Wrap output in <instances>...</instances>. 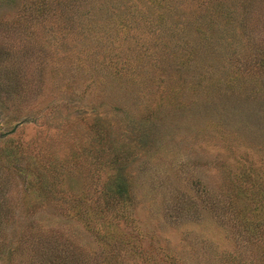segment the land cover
<instances>
[{
  "label": "rangeland",
  "instance_id": "1",
  "mask_svg": "<svg viewBox=\"0 0 264 264\" xmlns=\"http://www.w3.org/2000/svg\"><path fill=\"white\" fill-rule=\"evenodd\" d=\"M262 59L264 0H0V264H264Z\"/></svg>",
  "mask_w": 264,
  "mask_h": 264
},
{
  "label": "trees",
  "instance_id": "2",
  "mask_svg": "<svg viewBox=\"0 0 264 264\" xmlns=\"http://www.w3.org/2000/svg\"><path fill=\"white\" fill-rule=\"evenodd\" d=\"M6 154L5 153L3 154V160H4V162L11 163V160L13 159L12 156H14V154L12 155V153H10V152H7ZM19 155L20 156H24V158L26 157V155L24 153H22V152L19 153ZM24 158H22V159H24ZM29 159H27V160H29ZM14 163H16V161ZM18 163H20V162H18ZM0 165L1 166L2 165L5 166V164H0ZM5 171H7V170H5ZM32 177L33 178H36L37 180H39V182L41 180L40 185L43 184V181L45 179V176L42 173V170H40V169H36ZM129 187L130 186L125 182L124 179H117V178H115V180L112 181V183L109 185V187L107 185L106 186H99L97 189H99L98 193L102 192L103 194L107 195V198L106 199L110 201V204L113 203V204H116V205H120L122 199L125 197V195L127 196V194L129 193ZM257 192L259 193V188H257ZM260 194L262 196H264V188L261 190ZM80 199H82V200H78L75 205H76V211L82 212V209L85 207V203H84V200L85 199H83V198H80ZM111 199L113 200V202L111 201ZM105 205H108L109 206L108 203H106ZM85 219H87V217ZM91 220L89 219L87 221V223H89V221H91ZM104 233L102 234L103 235L102 236L103 237L102 239L107 238L109 236L108 233H112V232L111 231H108V229H107V230H104ZM8 243H4V249L2 250V251H6V253H7L6 255L7 256L13 258L16 255V254H14V252L18 253L22 249H23L24 257L27 256V251L24 252V248L26 250L28 248H27V245H26V238H25L23 232H21L20 239L18 241H16V244H13L12 245V244H8ZM53 251H56V250H53ZM34 253H35V251L33 252V254ZM49 255L51 257L46 256L47 259H50V261L48 260L49 262L46 261L45 259H41L42 257L35 259L36 261L32 259L31 262L32 263L34 262V264H65V262H63V261H65L66 259L64 257H62V255L59 254V252H54V254H49ZM75 255L77 256L76 253H75ZM29 261H30V259H29Z\"/></svg>",
  "mask_w": 264,
  "mask_h": 264
}]
</instances>
